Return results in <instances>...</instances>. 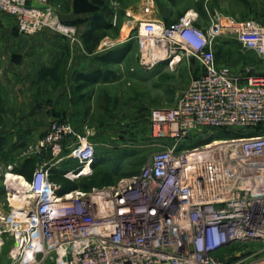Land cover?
<instances>
[{
	"label": "built area",
	"instance_id": "obj_1",
	"mask_svg": "<svg viewBox=\"0 0 264 264\" xmlns=\"http://www.w3.org/2000/svg\"><path fill=\"white\" fill-rule=\"evenodd\" d=\"M151 4L142 17L124 10L141 64L152 69L159 61L172 66L193 58L200 68L175 104L149 111L151 137L169 142L137 173L58 194L49 167L72 159L77 166L66 178L90 175L95 149L68 120H53L36 145L41 159L31 180L21 175L38 196L1 215L13 236L9 264H264L256 258L264 252V75L238 80L217 63L214 49L231 38L264 55V24L215 11L198 25L191 11L165 25L145 17ZM0 12L24 35L47 31L78 39L49 0H0ZM215 129L237 135L194 144ZM232 244L234 250H225Z\"/></svg>",
	"mask_w": 264,
	"mask_h": 264
},
{
	"label": "rangeland",
	"instance_id": "obj_2",
	"mask_svg": "<svg viewBox=\"0 0 264 264\" xmlns=\"http://www.w3.org/2000/svg\"><path fill=\"white\" fill-rule=\"evenodd\" d=\"M69 1L50 0L58 17L61 15L66 19L71 8H75ZM86 1L90 2L91 8L82 10L85 14L84 22L88 23L90 13H98L104 19H111L109 22L112 23V29L105 30L103 36L108 34L116 37L118 28L121 27L123 34L129 31L131 35L132 40L127 46L132 50L123 62L107 66L118 75L116 81L104 84L100 82L86 90L91 97L89 116L84 115L88 106L78 98L71 84L73 73H66V75L63 73L57 84L38 81L35 79L36 76L30 80L29 87L32 91L30 98L35 102L34 109L41 108L44 104L49 106L48 119L40 117L17 119L18 114L14 109L17 107H20V110L26 109L27 95L20 93L22 88H13L8 91L6 87H0V137L4 139L0 153V264H9L8 254L13 240L12 233L5 229L6 225L4 220H1V215L9 214L13 209H20L25 203L17 199L19 196L17 191L24 188L23 184L26 181L20 179L21 174L13 172V167L21 164L25 157H33L35 164L40 161L41 157L36 152V145L44 137L45 127L48 129L53 120L67 118L66 120L77 132L87 135L94 143L95 153L97 152L99 158H105L98 169H114L116 158L121 151L125 156L119 160L118 171L135 172L147 162L152 153L162 148L163 142H169L167 139L159 141L151 137L148 119L150 109L175 104L190 78L200 72L199 66L196 65L197 61L193 58H183L172 66L166 62L148 71L141 69L137 62V47H140L135 32L129 26H123L126 20L124 10L130 9L132 13L133 11L138 13L134 14L136 17L144 16L143 6L147 5L149 0ZM151 3V16L157 12L171 21L179 19L187 12L194 11L199 15V22L205 25L208 12L220 11L236 19H253L264 24V0H151ZM150 13L145 17L150 18ZM17 32L19 31L14 19L11 16L5 17L0 12V42H3L7 35L18 34ZM40 32L51 34L47 31ZM77 38L79 41L78 36ZM214 49L217 63L232 69V72L238 76V80L243 81L249 74L264 75V55L242 49L231 38L218 40ZM54 58L58 60V55ZM65 61L68 62V60ZM64 84L69 85L67 90L63 89ZM15 90L19 92V95L14 93ZM15 102L21 104L17 106ZM69 107H72V112L74 111L71 119L66 116L69 115L66 113ZM31 127H35L33 132ZM214 133L215 130H204L202 136ZM222 137H216V139ZM94 171L91 168V173ZM8 174H12L14 180L7 178ZM255 246L257 248L259 244L256 243ZM242 247L243 245L240 246ZM256 256L258 259L264 258V252ZM233 259L235 258H230V261Z\"/></svg>",
	"mask_w": 264,
	"mask_h": 264
},
{
	"label": "crops",
	"instance_id": "obj_3",
	"mask_svg": "<svg viewBox=\"0 0 264 264\" xmlns=\"http://www.w3.org/2000/svg\"><path fill=\"white\" fill-rule=\"evenodd\" d=\"M69 2L71 5H74L75 8L74 9L71 8V10L67 13L66 19L62 18L61 15H59V19L61 22L68 25H73L75 27L77 36L79 37V41L77 40L70 41L61 35L51 32H50L51 34H47V33L43 34V32L42 33L39 32L33 34L32 36L24 35L22 33L17 32L18 34L7 35L4 41L0 42V87L1 86L6 87L8 91L9 89H13V88L15 89L22 88V92L20 93H22V95L23 94L27 95L28 97V104H27L28 106L26 107V109L20 110V107L14 109L18 114L17 119H20V117H22L23 119H38L39 117L41 119H48L50 117L48 111L49 106H46L44 104V106H42L41 108L34 109L35 102L32 100V98H30L32 92L29 87L30 80L35 78L36 72L39 68L52 67L54 66V64L58 62L59 78H61V76H63V73H65V75L66 73L69 74L73 73L74 75V73L78 71L88 72L89 70L95 68H107V66L109 65L119 64L123 62L125 59L124 58L118 63H107V64L98 60L99 56L104 55L108 51L109 52L115 51L117 49L125 48V47L129 48V46L127 45L128 42L132 40L131 35H129V31L126 34H123V28L121 27L118 28V34L116 37H112L109 36L108 34H105L99 40L98 45L96 46L95 50L92 53H88L84 50L80 37L84 32V30L86 29L88 23L84 22L85 14L82 13L83 12L82 10L90 9L91 8L90 2H87L86 0H70ZM76 7H80V8H76ZM3 14L5 17L10 18V15L6 13ZM93 14L94 13H90L89 17H91ZM134 14L136 15L138 13L133 11V15ZM151 17L160 18L163 20V17L160 16V14L157 12H155V15ZM168 20L171 21L170 19ZM125 22L123 26L127 27ZM103 40L105 41L103 42ZM105 42H113L114 45L107 48L105 47L103 48ZM131 50L132 49L129 48L127 54H129ZM141 54H142L141 49L137 47V58H138L137 62L141 67V69H143L144 71H148L150 69H146L144 65L141 64L140 61ZM57 55H58V60L54 58ZM65 60H68V62H66ZM166 62L167 60L159 61L155 66L166 64ZM101 83L104 84L110 82H101ZM71 84H73L72 80H71ZM68 86H69L68 84H64L63 85L64 88L63 87L62 88L67 90ZM14 93L19 95V92L17 91ZM76 94L77 96L79 95L77 92ZM15 104L19 106L21 103L15 102ZM73 112H72V107H69V110L66 112L69 115L66 116L71 119V114H73ZM20 113L22 114L20 115ZM33 128L35 127H31L32 129L31 132H33ZM44 130L45 131L43 135H45L47 131V127H45Z\"/></svg>",
	"mask_w": 264,
	"mask_h": 264
},
{
	"label": "trees",
	"instance_id": "obj_4",
	"mask_svg": "<svg viewBox=\"0 0 264 264\" xmlns=\"http://www.w3.org/2000/svg\"><path fill=\"white\" fill-rule=\"evenodd\" d=\"M163 22L165 23V25H169L173 21H169L167 17H163ZM196 24L201 25V23L199 22ZM109 29H112V24L108 20L101 17L98 13H94L89 18L87 27L80 37L84 50L88 53H92L98 45L99 40L103 37V32ZM128 51V47L120 48L115 51H108L104 55L99 56L98 60L105 64L118 63L126 57ZM58 69V62L52 67H41L36 72V79L38 81H46L51 82L53 84H57L59 80ZM117 79L118 75L116 74V72L108 68H95L89 70L88 72L78 71L74 73L72 78V82L74 84V91L79 94L78 98H80V100L88 106L85 109V116H89V106L91 100L90 94H87L86 90L90 86H93L98 82H114ZM260 128L261 126L257 127V129ZM234 135L237 134H235L231 130L215 129L214 134H210L206 137H200L195 141L194 144L200 145L212 139H216V137H229ZM3 143V137H0V153L2 152ZM118 154L116 158L115 167L112 170L98 169L99 164H102V160H105V158H99L96 152L94 154L93 162L91 163V168L95 171L92 172L90 175L79 176L78 178L73 180L66 178L64 174L71 169H75L77 166V163L75 161H73L72 159H67L63 163L52 165L49 167V178L52 182L60 185L57 192L58 194H62L77 188L82 190H88L93 186H103L112 184L116 182L117 179L121 176L130 175L139 171L140 168L135 172H122V170L118 171L119 160L123 156H125V154L122 155L121 151ZM34 167L35 162L33 157H25L21 164L15 165V167H13V172L23 175L27 180H31ZM235 248L236 244H232L226 247L225 250L232 251Z\"/></svg>",
	"mask_w": 264,
	"mask_h": 264
},
{
	"label": "bare ground",
	"instance_id": "obj_5",
	"mask_svg": "<svg viewBox=\"0 0 264 264\" xmlns=\"http://www.w3.org/2000/svg\"><path fill=\"white\" fill-rule=\"evenodd\" d=\"M7 176H8L7 178L14 180V176L12 174H8ZM19 177H20V179L23 180V178L20 175H19ZM23 186H24V188H22L21 191L20 190L17 191L19 193V194H17V195H19V196H17V199L24 201V200H31V199L36 198L38 196V194L35 193L34 191H27L26 190L27 189V183H24Z\"/></svg>",
	"mask_w": 264,
	"mask_h": 264
}]
</instances>
